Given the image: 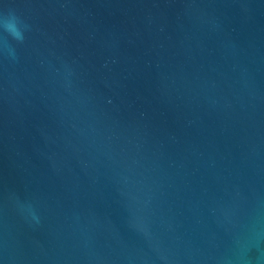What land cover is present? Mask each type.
<instances>
[{
  "label": "water",
  "instance_id": "95a60500",
  "mask_svg": "<svg viewBox=\"0 0 264 264\" xmlns=\"http://www.w3.org/2000/svg\"><path fill=\"white\" fill-rule=\"evenodd\" d=\"M0 264H264V0H0Z\"/></svg>",
  "mask_w": 264,
  "mask_h": 264
},
{
  "label": "clouds",
  "instance_id": "9594fccd",
  "mask_svg": "<svg viewBox=\"0 0 264 264\" xmlns=\"http://www.w3.org/2000/svg\"><path fill=\"white\" fill-rule=\"evenodd\" d=\"M25 29L26 25L15 9L0 13V34H3L7 41L15 42L16 45L22 44L26 39ZM0 48L5 50L11 58H16V47L11 43L6 46L0 45Z\"/></svg>",
  "mask_w": 264,
  "mask_h": 264
}]
</instances>
